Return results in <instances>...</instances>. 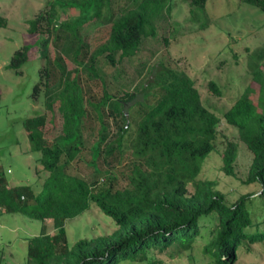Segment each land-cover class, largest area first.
Instances as JSON below:
<instances>
[{
    "label": "trees",
    "instance_id": "16d2710c",
    "mask_svg": "<svg viewBox=\"0 0 264 264\" xmlns=\"http://www.w3.org/2000/svg\"><path fill=\"white\" fill-rule=\"evenodd\" d=\"M186 1L193 15L207 0ZM241 1L264 13V0ZM112 2L47 0L27 21L28 34L41 35L37 42L44 60L32 99L38 102L43 96L41 102L50 112L56 105L62 122L59 135L50 142L44 132L45 110L24 120L29 148L36 153L34 171L43 176V193L36 196L28 185H9L0 168V213L23 212L33 219L52 220L53 234L42 229L28 239L25 264H118L148 260L149 251L161 254L172 246L190 249L204 225L201 216L214 212L216 218L201 228L209 239L204 251L215 264H237V251L245 240L264 241V219L254 222L249 208L257 197L264 204V43L248 55L250 83L222 115L210 110L185 70L164 65L143 86L141 99L134 92L117 97L107 91L97 73V59L104 56L116 66L122 58L136 54L143 38L156 34L159 18L169 13L170 6L169 0H139L113 14ZM67 8L78 12L61 19ZM92 20L102 21L109 31L91 51L80 31ZM6 24V18L0 17V25ZM31 47L23 44L15 50L8 67L18 70ZM65 57L100 80V96L83 85L78 69L67 78ZM251 83L259 86L255 102L247 95ZM206 86L214 96H222L214 81H206ZM221 120L236 128L238 136V141L225 137L223 172L236 176L238 143L242 142L252 153L244 182L260 186L258 192L245 193L232 204L216 188L215 180L198 177L215 147ZM87 121L98 126L97 139L90 145L91 165L98 176L90 182L67 171L85 148ZM91 203L111 217L116 227L70 246L65 220Z\"/></svg>",
    "mask_w": 264,
    "mask_h": 264
},
{
    "label": "rangeland",
    "instance_id": "374dc122",
    "mask_svg": "<svg viewBox=\"0 0 264 264\" xmlns=\"http://www.w3.org/2000/svg\"><path fill=\"white\" fill-rule=\"evenodd\" d=\"M47 0H0V17L6 18V25H0V168L9 185L24 184L32 188L36 196L43 193V176L34 171L36 153L31 151L24 129V120L45 110L47 121L45 137L52 141L59 135L62 118L54 105L50 112L41 102H34L31 96L34 83L38 80V69L43 65L41 48L38 47L39 34H28L27 21L32 19ZM139 0H113L110 12L119 13L122 9L135 6ZM169 13H162L154 36L143 38L136 54L122 58L111 66L104 56L97 59L96 70L103 78L107 91L115 96L124 92H134L141 99L143 86L152 80L155 72L164 65L169 68L183 69L194 80L201 99L208 103L210 110L222 115L234 100L244 92L250 83L251 72L248 68V55H254L264 43V13L241 0H207L203 8L190 15L186 0H169ZM78 9L67 8L61 19L77 14ZM109 26L100 20L84 24L80 31L94 50L107 37ZM60 33V32H59ZM61 34V33H60ZM63 40V38H62ZM23 44H31L28 59L18 70L8 67L10 58ZM59 49V48H58ZM49 52L54 53L53 41ZM67 78L80 72L83 85L91 94L100 96L102 86L83 67H78L70 58L65 57ZM88 66V62H84ZM214 81L223 94L214 96L207 90L206 81ZM248 97L257 100L259 86L251 83ZM53 113V115H52ZM51 119V120H50ZM84 132L85 148L73 160L67 171L90 182L98 175L91 165L90 145L97 139V124L87 121ZM218 136L214 149L206 156L199 173L201 179H213L228 204L235 202L241 195L258 192V184H246V173L252 153L239 142L236 159V176L226 175L222 170L221 153L225 137L238 141L236 128L228 126L224 120L218 124ZM38 168L41 165L38 164ZM124 181L121 179V182ZM189 191L193 190L191 184ZM36 202L35 199L30 203ZM253 221L264 219V204L257 197L249 206ZM216 218L214 212L201 216L200 233L190 249L180 250L172 246L157 254L149 251L148 260H124L118 264H215L212 257L204 251L208 242L206 228ZM68 244L71 246L80 238H91L110 233L116 227L113 219L105 215L94 203L75 217L65 220ZM200 226V225H199ZM255 230L250 227L248 230ZM45 232H55L51 219L39 220L23 212L0 213V263L25 264L27 262V242L32 236ZM245 243L239 247L237 264H264V241ZM250 246V248H249Z\"/></svg>",
    "mask_w": 264,
    "mask_h": 264
}]
</instances>
